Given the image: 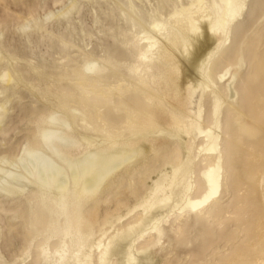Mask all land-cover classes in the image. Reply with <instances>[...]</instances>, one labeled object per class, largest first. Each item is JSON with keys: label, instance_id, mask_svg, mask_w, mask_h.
Here are the masks:
<instances>
[{"label": "rangeland", "instance_id": "obj_1", "mask_svg": "<svg viewBox=\"0 0 264 264\" xmlns=\"http://www.w3.org/2000/svg\"><path fill=\"white\" fill-rule=\"evenodd\" d=\"M213 1L220 3L202 4L209 7ZM191 2L0 0V264H50L49 254L57 255L60 238L46 240L53 214L42 194L53 187L24 177L45 157L60 162L41 147L46 129H58L76 141L68 149L72 159L124 143L149 145L113 169L95 195L83 199L91 240L134 224L144 204L137 206L156 183L171 177V187L181 186L179 168L187 156L194 158L191 195H203L202 172L209 159L208 152L198 153L201 137L182 139L164 130L147 141L139 136L146 113L160 116V129L169 130L166 110L157 113L151 105L170 109L172 101L150 80L148 59L140 55L146 45L142 36L156 21L169 27L176 19L173 12ZM188 35L191 45L188 51L179 46V56L188 57L209 41L207 52L216 42L204 28ZM215 59L212 77L229 69L219 83L226 87L233 79L234 89L232 98L222 93V185L204 210H175L158 229L136 237L134 249L148 252L154 264H264V0H245ZM197 71L187 80L198 84ZM202 109L204 125H211L209 96ZM244 121L250 131L242 129ZM26 147H41L38 157L23 155ZM6 182L13 191L5 189ZM93 262L99 264L96 249Z\"/></svg>", "mask_w": 264, "mask_h": 264}, {"label": "bare ground", "instance_id": "obj_2", "mask_svg": "<svg viewBox=\"0 0 264 264\" xmlns=\"http://www.w3.org/2000/svg\"><path fill=\"white\" fill-rule=\"evenodd\" d=\"M202 3L203 0H192L190 4L173 12L176 19L169 27L156 21L152 24V28L142 36L146 45L142 47L140 55L143 59H148L150 80L157 84L159 90L162 88L168 92L172 101H170V109H164L158 103L151 105V109L153 108L152 110H156L157 113L166 110L170 117L169 130L160 129L162 125L159 126L160 116L154 118L150 113L149 115L146 113V120L144 119L141 123L139 136L143 141H147L154 133L164 130L170 135L182 139L187 136L190 140L196 141L201 137V148L198 153L208 152L205 155L206 159H209L207 168L202 172L205 183L203 195L196 198L191 195L193 182L190 181V178L194 158L187 156L179 168L181 170V186L177 189L171 187L174 182L171 177H168L165 183H156L148 199L145 198L137 206L141 207L144 204L142 216L134 224H126L110 235L103 232L102 237L91 240L92 229L86 224L81 211L83 199L86 196L95 195L100 184L113 169L121 163L128 162L132 157L148 151L149 145L142 143L139 146L131 147L124 143L115 149L103 148L89 151L81 158L72 159L68 155V149L75 145L76 141L70 135L63 136L58 132V129H46L42 132L41 147H47L51 151V156H58L60 162L52 157H45L39 167L33 166L31 170L26 171L24 177L41 185L45 183L53 187L52 189L41 188L46 201L44 205L53 214L46 240L53 236L60 238V245L55 250L57 255L53 253L47 257L52 261L50 264H94L95 249L99 264H154L153 258L148 252L134 249L136 237L142 231L158 229L163 218L175 210L183 211L186 208L199 206H202L201 210H204L219 192L222 185L221 170L223 169L220 115L225 100L222 93L228 92V96L232 98L234 89L232 87L233 79L227 83L226 87L219 83L229 69L225 73H219L215 78L211 75V69L217 60L215 56L218 50L228 38L234 21L241 14L245 0H220V3L213 1L209 7ZM203 28L206 33L215 36L216 42L212 49L205 52L209 42L205 41L193 53L188 52V57L179 56L176 52L179 46L188 51V47L191 45L188 34L190 32L201 34ZM162 29L167 31L166 34L158 33ZM164 34L165 37H162ZM197 68L200 77H195L199 78V83L194 84L190 81L193 78H189L190 80L187 78L194 75L196 72L194 70ZM5 77L9 79L11 75L6 73ZM148 84L146 85L148 86ZM206 96L211 99L209 114V118L212 120L211 125H204L202 101ZM143 112L141 113L143 114ZM147 126L149 127L147 128ZM241 127L250 131L245 121L241 122ZM41 147L37 149L26 147L23 155L38 157L37 153ZM27 161L30 162V158ZM26 169L27 167L24 168V170ZM179 169L174 170L175 177ZM5 189L13 191L14 186L6 182ZM60 217H62V221H60ZM115 256L117 261L113 262Z\"/></svg>", "mask_w": 264, "mask_h": 264}]
</instances>
